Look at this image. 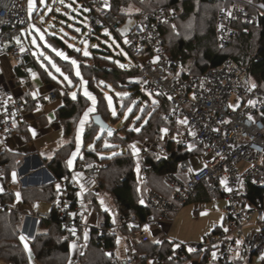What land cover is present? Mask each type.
Returning <instances> with one entry per match:
<instances>
[{"label":"trees","instance_id":"trees-1","mask_svg":"<svg viewBox=\"0 0 264 264\" xmlns=\"http://www.w3.org/2000/svg\"><path fill=\"white\" fill-rule=\"evenodd\" d=\"M32 10H28L30 23L33 25L32 31L37 27L34 23L38 18V2ZM84 5L85 0H78ZM234 0H108L109 10L118 18L119 25L127 17L140 19L157 8L165 12H174L176 19L172 25H165L161 29V34L165 41L168 53L175 59H178L183 67V74L186 76L200 75L209 68L220 66L226 59H231L235 64L245 67L249 76L264 90V0H241L252 2L255 6V22L251 25H244L237 21L234 27L238 30V35L225 47L221 49L217 45L215 36V23L218 12L226 5H230ZM85 6V5H84ZM135 7L137 11L131 13L129 7ZM87 13L80 16L86 19ZM87 24V19H86ZM89 28V27H88ZM89 39L94 40L95 34L100 29H88ZM75 34V32H71ZM68 40V39H66ZM45 50L49 53L55 66L71 80L72 85L68 86L58 82L49 71L53 69L47 62L48 70L41 65L31 54L24 59L21 65L15 68V85H19V80L28 77V72L34 71L43 86L52 87L56 98L61 100L62 105L55 112L56 120L63 128L64 144L55 152L54 157L47 164V169L56 181L61 182L70 178L67 169V157L75 148V129L77 120L82 116L91 101L84 96L82 90L93 94L96 103L94 105L95 115H100L105 123H109V113L105 99L106 85L118 91H124L130 94L129 100L142 95L146 98L148 105L144 110L142 120L144 124L140 130L135 131L124 127L109 134L103 132V139H107L114 146L123 147L125 152L110 158H100L98 155V144L94 149H88L87 146L94 139L96 134L101 131L91 123L85 127L82 134V163L97 168V179L99 180V193L107 194L112 203V216L103 213L98 222H108L111 219L119 225L116 232L102 235L98 228L90 226L88 228V241L83 245V251L78 253L73 264H115L107 256L116 247V236L120 234L129 238L128 245L130 255L134 257L138 264H146L149 260L159 257L166 264H204L208 253H200L182 256L179 253L173 254V242L165 241L157 244L148 239L140 242L134 238L139 232V227L127 226L124 221L134 217L137 223L144 222L148 216L154 213L143 204L146 190H155L161 196L171 198V191L164 185L163 177L168 174H174L184 178V172L180 169V163L194 155L201 153V146L195 150L187 151L175 142L167 144L169 155L159 159L154 153H150L143 162H140L131 151L134 142L141 143L145 140L160 142L165 134L174 136L185 130L181 123H174L166 117L170 113L171 107L165 97L155 96V103H151L141 92L140 80L141 71L138 64H134L130 69L116 67L109 60L111 52L95 50L90 56H85L82 52L71 48L65 42L55 36H45ZM42 44V43H41ZM49 46L54 51L49 49ZM57 51L65 54L66 59L58 56ZM43 59V57L41 58ZM78 63V71L81 79L85 81V87L78 86L80 79L75 76L73 63ZM92 62V65H88ZM100 66L107 67L108 70ZM55 74V72H54ZM61 78V74H56ZM75 93V99L71 93ZM21 99V98H19ZM128 102V101H127ZM124 108L116 104V112L121 115ZM259 117L264 121V109L261 110ZM92 119V117H91ZM115 121L109 123L114 127ZM141 122L138 123V125ZM137 126V125H136ZM166 130V131H164ZM143 148V146H142ZM141 148V149H142ZM140 149V150H141ZM139 150V151H140ZM138 151V152H139ZM138 154V153H137ZM144 165L153 168L152 173H148L144 182L138 177L137 166ZM1 171L5 179L9 178L13 165L10 164L8 156L0 157ZM84 167V166H83ZM82 167V168H83ZM68 199L75 205L79 203L78 188L68 187ZM243 204L249 203L253 207L264 210V188H257L250 184H245L243 188ZM56 190L49 186L40 190L22 192L21 200L24 205L31 208L37 202H44L51 206L52 217L48 220L36 221L38 233L29 241L30 250L34 260L38 264H67L71 258V245L67 242L61 225L58 221L54 209L56 201ZM92 203H96L98 196L92 192L89 193ZM12 195H0V203L13 204ZM191 202L204 204L210 200L207 195L199 189ZM21 214L8 213L6 209H0V262L3 264H29L23 245L19 239L17 223L20 222ZM264 231V218L259 220ZM83 228H79L78 242L82 236Z\"/></svg>","mask_w":264,"mask_h":264},{"label":"built area","instance_id":"built-area-1","mask_svg":"<svg viewBox=\"0 0 264 264\" xmlns=\"http://www.w3.org/2000/svg\"><path fill=\"white\" fill-rule=\"evenodd\" d=\"M27 4L28 0H0V54L5 51V43H12L7 52L18 65L29 56L24 43L17 45L13 42L17 34L29 27ZM84 5L88 9L89 29H108L117 33L118 18L109 10L108 0H85ZM175 19L174 12L167 13L157 8L136 20V25L126 36L124 47L140 67L141 91L165 97L171 107L166 118L185 127L180 134H165L160 142L146 141L137 158L143 162L150 153L159 159L165 158L169 155L166 146L171 142L187 151L201 146L202 151L180 163L184 178L171 173L163 177L164 185L172 193L170 199L155 190L145 191L143 204L154 215L142 223H137L134 217L124 223L129 227H139L134 238L145 242L148 240L145 228H158L164 221H170L172 215L177 214L180 207L188 204L201 189L210 202H226L224 221L203 242L181 245L173 249V254L208 253L204 264H234L240 257H264V231L251 228L253 217L264 216V210L242 203L245 184L264 188V121L259 117L264 109V90L249 76L245 67L231 59L200 75H184L181 62L168 53L161 34V29L165 25L173 26ZM255 19L250 2L234 0L224 6L215 23L218 47L224 49L238 35L235 22L251 25ZM56 99L53 91L25 99H18L11 93H0V130L11 136L16 125L23 121L27 107L55 102ZM241 163L248 167L238 171L237 165ZM81 171L98 187L96 167L86 164ZM152 171L151 166L141 164L138 170L140 181L144 182ZM73 186L72 179L58 182L54 204L61 229L70 245L76 243L79 228H89L83 221V204L73 205L68 199L67 188ZM0 209H6L8 213L21 211L15 203H0ZM29 215L36 221L52 217L51 211L34 210ZM96 227L102 235H107L116 232L119 225L111 219L96 223ZM107 256L115 264H138L130 253L123 261L117 260L112 252ZM146 264L166 262L155 257Z\"/></svg>","mask_w":264,"mask_h":264},{"label":"rangeland","instance_id":"rangeland-1","mask_svg":"<svg viewBox=\"0 0 264 264\" xmlns=\"http://www.w3.org/2000/svg\"><path fill=\"white\" fill-rule=\"evenodd\" d=\"M36 6H37L36 1L32 0V3L30 5V2L28 0V4H27L28 10L32 11ZM253 8L255 9L254 5ZM129 10L131 13H135L137 11V9L132 6L129 7ZM85 13H88L87 7L84 6L78 0H39L38 18L34 22L37 27L34 28V31L30 29V27L33 28V25L32 26L30 25L26 30H22L19 34L15 36L13 42L17 45L18 44L21 45L22 43H24L30 49L31 54L35 56L36 60L41 65H43L47 70L48 68L45 62L51 65L53 69V73L52 71L49 70L48 71L58 82L62 84H64L65 82L66 84H68V86L72 85L71 80L68 79V77L67 79H65L66 76L61 72V70L57 66L54 65L52 59L49 56V53L47 52V50L44 49V47H47V45L44 43L45 36L59 37L60 39L65 40L68 46L82 52L83 55L85 52H87L88 53L87 56H90L92 51L95 50L107 51L108 49L111 52V55H109V60L112 64H115L116 67H121V65H123V67L126 68L127 70L130 69L134 64L135 60L126 51L124 44L126 42V36L137 23L136 19L134 17H127L126 19H124L122 23L119 25L117 33L110 31L108 29H100L99 32L95 34L94 37L95 39L90 40L88 37V35L90 34L89 33L90 30H88L89 28L86 24V19L82 20L80 18V16H83V14ZM72 31L75 32V34H72L71 33ZM120 37L124 38L125 40L122 41ZM11 45L12 43H5L4 44L5 51L0 54L1 75L3 73V75L9 76L12 70L14 61L7 52V48L10 47ZM48 47L50 50L54 51L51 46L48 45ZM56 53H61V52L57 51ZM58 56L63 59H66L65 54L63 56L61 55ZM42 57L43 59H41ZM70 61L73 63L74 60H70ZM88 65H92V62H88ZM73 68L75 71V76L80 79V84H78V86L85 87V81L81 79L80 73L78 71L77 62L73 63ZM57 69H59V71H57ZM77 73H79V75ZM56 74H61V78ZM51 91H54V89H52ZM85 91H86L85 89L82 90V93L84 94ZM73 93L74 92L71 93V96ZM142 93L147 97L148 100H150L151 103L155 101V96L144 92ZM91 96L95 98L93 94H91ZM104 96L106 99L107 110L109 113V121H110L109 123H111L113 120L115 121L114 123L115 125L113 127L115 130L122 129L125 126L128 127V129H132L135 131H137L136 129L140 130V128L145 122V120L144 121L141 120L144 114V110L148 105L146 98H144L142 95H137L136 97L129 100L130 98L129 93H126L124 91H118L109 85H106ZM108 98L111 99V105L109 104ZM126 102L128 103L126 108L124 109L121 115H118L116 112V104L118 107L124 108ZM90 107H94L92 101L91 103L89 102V107L85 109L82 116H80V118L77 120L74 126L75 148L69 153L67 157V169L69 170V172L76 171L82 168L83 166H85L82 163L83 160L81 156V151H82L81 139H82L83 131L85 130V127H87V125L91 123L92 120L91 117L95 115V111L90 112L88 114V118L83 126H81L80 121L84 118V113L87 112ZM113 111L116 113L115 116H113ZM139 122H141V124L138 125ZM106 140L107 139H103V132L99 131L94 137V139L87 146V148L94 149L96 147V144L100 141L98 144V148H99L98 155L100 158H110L125 152V149L123 147H119V146L115 147L113 143ZM146 141L147 140L141 143L134 142L132 144V146L135 145L136 157L138 151L142 148V146L145 145ZM64 143L65 141L63 139L62 144ZM131 151L134 153L133 147ZM69 160H72L71 165H69L68 163ZM247 167H248L247 164L241 163L237 165L238 171H243ZM97 196L98 198L96 203H98L101 206L105 205L106 208H108L109 212H111L112 214L113 208L110 197L107 194L102 195L100 193H98ZM219 201L215 203L209 202L204 204H199L195 202L188 203L184 206H181L177 214L172 215V219H173L172 222L164 221L171 224V227L164 226L162 232L166 233L167 239L174 243L173 244L174 250L178 249L181 245L186 246V245L198 244L203 242L204 238L207 235L211 234L213 228L216 225L219 226L222 225L223 215L221 217V214L219 212V205L222 204L223 202L222 201L219 202ZM19 213H21V211ZM85 220L86 218L84 219V221ZM96 223H98V221ZM257 229H260V227H257L255 230ZM127 241H129V238L117 234L116 247L112 251V253H114L116 257L124 259L125 257L124 243L126 244V246L129 247ZM155 241L160 242L161 237L155 239ZM21 242L24 250L26 251L27 255L31 260L33 258V254H31L32 252L29 248L27 241L21 240ZM25 244H27L28 246L27 248H25ZM82 246L80 247L81 252L83 251ZM0 264L3 263L0 262ZM252 264H259L258 260L254 259Z\"/></svg>","mask_w":264,"mask_h":264},{"label":"crops","instance_id":"crops-1","mask_svg":"<svg viewBox=\"0 0 264 264\" xmlns=\"http://www.w3.org/2000/svg\"><path fill=\"white\" fill-rule=\"evenodd\" d=\"M16 66H18V64L14 61L9 76L3 75V73L2 75L0 74V93H11L18 99H25L45 94L53 89L52 87L43 86L34 71L28 72V77L20 79L19 85H15L14 78ZM61 105L62 102L59 99L55 102H43L30 105L23 114V121L16 125L11 136L4 135L0 130V157L5 159V157L8 156L10 158V164L13 165V167L15 166L12 168L8 179L0 175V189H2L0 195H12L14 197L13 203L20 206L21 213L19 214H21V219L20 222L17 223V231L19 233V239L21 236L25 237L28 245L32 237L38 233L37 223L29 214L34 210L51 211V206L44 202H37L32 205L31 208H28L22 203L21 195L22 192L25 191L40 190L49 186H53L55 190L58 188V181H56L48 171L47 164L53 159L55 152L60 148L63 141L62 126L55 117V112ZM33 132H35V135H33ZM81 169L82 168L71 172L69 179L74 180L73 187L78 188V200L83 204V218H86V220L83 221L85 226L90 227L96 225V222L103 213L106 212L111 216L112 214L105 205L101 206L98 203H92V201L88 199L89 193L93 191L95 186L91 179L85 175L82 176ZM13 174H15V177H13ZM17 194H19L18 197ZM221 201L223 203L219 205V212L221 217L223 215L224 221L226 202L224 200ZM105 209H107V211H105ZM263 218L264 216L255 215L252 219L251 228L256 229L260 227V229H262L259 220ZM172 220L173 219L170 221L172 222ZM168 222H163L158 228L153 226L147 228V230L144 231L147 238L157 243L155 239L161 237V241L157 244L169 241L167 239V234L162 232L164 226L171 227V224ZM217 228H219V225H216L213 231ZM87 233L88 229L83 228L80 242L76 241V243L71 245V259L67 264H73L75 262L78 253L81 252L80 247L82 244L85 245L88 241ZM129 253L130 250L124 243V259L119 257L116 258L117 260L123 261ZM27 257L29 264H38L34 258L30 260L28 255ZM254 259H257L259 264H264L262 256H253L249 259L240 257L234 264H252Z\"/></svg>","mask_w":264,"mask_h":264},{"label":"snow or ice","instance_id":"snow-or-ice-1","mask_svg":"<svg viewBox=\"0 0 264 264\" xmlns=\"http://www.w3.org/2000/svg\"><path fill=\"white\" fill-rule=\"evenodd\" d=\"M29 2H30V5H31L32 0H29ZM58 55L63 56L64 54L61 52V53H58ZM84 55L87 56L88 53L85 52ZM65 58H66V57H65ZM73 63H75V61H73ZM121 67H123V65H121ZM57 71H59V69H57ZM77 74L79 75V73H77ZM65 79H67V77H65ZM84 95H85L86 97H88V98L92 101L93 105H95V103H96L95 98L92 97L90 93H88L87 91H85V92H84ZM72 96H73V99H75V93H73ZM108 99H109V104L111 105V99H110V98H108ZM154 103H155V102H154ZM94 110H95L94 107H90V108L88 109V111L84 113V118L80 121L81 126H83L84 123H85V121L87 120V118H88V114H89L90 112H93ZM115 114H116V113L113 111V116H115ZM250 119H251V117H250ZM183 123H186V121H183ZM136 130L138 131V129H136ZM164 131H166V130H164ZM33 135H35V132H33ZM132 147H133V149H134V154H136V151H135V145H133ZM74 155H75V154H74ZM68 163H69V165H71V164H72V160H69ZM137 170H139V166H137ZM13 177H15V174H13ZM0 191H2V189H0ZM18 196H19V194H17V197H18ZM105 211H107V209H105ZM145 230H147V228H145ZM20 239L23 241V240H25V237L21 236ZM157 243H159V241H157ZM27 247H28L27 244H25V248H27ZM191 250H192V249H190V251H191ZM262 259H264V257H262Z\"/></svg>","mask_w":264,"mask_h":264},{"label":"water","instance_id":"water-1","mask_svg":"<svg viewBox=\"0 0 264 264\" xmlns=\"http://www.w3.org/2000/svg\"><path fill=\"white\" fill-rule=\"evenodd\" d=\"M92 122L94 124V126H96L97 128H99L101 131L103 132H108V133H113L115 132V129L113 127H111L108 123H105L100 115H93L92 116ZM99 188L98 187H94L92 193L94 195H98L99 193Z\"/></svg>","mask_w":264,"mask_h":264}]
</instances>
